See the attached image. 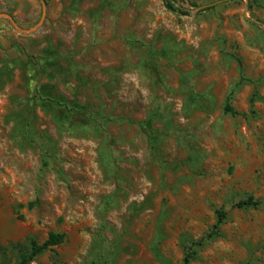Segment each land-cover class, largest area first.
I'll return each mask as SVG.
<instances>
[{
    "label": "rangeland",
    "instance_id": "rangeland-1",
    "mask_svg": "<svg viewBox=\"0 0 264 264\" xmlns=\"http://www.w3.org/2000/svg\"><path fill=\"white\" fill-rule=\"evenodd\" d=\"M175 6L45 0L24 34L41 2L0 0V264L51 232L28 264H183L217 209L189 264H264V0ZM41 98L112 120L61 130Z\"/></svg>",
    "mask_w": 264,
    "mask_h": 264
},
{
    "label": "trees",
    "instance_id": "trees-1",
    "mask_svg": "<svg viewBox=\"0 0 264 264\" xmlns=\"http://www.w3.org/2000/svg\"><path fill=\"white\" fill-rule=\"evenodd\" d=\"M177 0H162L165 8L168 11L171 12H180L181 14H184L183 11H181L179 8L175 6V2ZM195 6V4H192ZM43 102L50 101L52 102V116L54 121L57 123L58 127L61 130L66 131H79L82 133H88V132H95L98 134H102L106 130V125L110 123L112 120L111 117L106 116L102 112L98 110H90L89 106L87 105H78L75 102L67 101L64 102L62 100H49V99H43L41 98ZM223 111L230 115H236L238 112L234 110V108L231 105V97L227 96L224 104H223ZM160 115L159 110H153L150 113L149 121L154 120L153 118ZM105 141V140H104ZM107 145H104V149H106ZM50 148L51 146H44L42 147L43 150V163L44 165H48V161L50 158ZM106 153V152H105ZM260 204L258 200H255L253 197H248L246 199H242L237 201L233 204L234 207L244 209L248 207H257ZM226 218V212L222 209L216 210V222L212 227V230L207 233L205 236L200 238L199 240L193 241V240H185V243L187 244L186 252L183 256V264H189L195 257L197 253L198 247H200L204 240L207 238H211L214 234L218 233L220 230L221 225L224 223V220ZM65 241V235L63 233L59 232H51L49 233L47 239L43 241L42 243H38L37 241L32 240L30 242V248L29 251L26 253H21L18 256L17 264H28L31 262L37 255L41 254L45 250L59 245ZM11 248L16 247V244H11ZM2 250L0 246V251ZM102 264H107V262H103Z\"/></svg>",
    "mask_w": 264,
    "mask_h": 264
},
{
    "label": "water",
    "instance_id": "water-1",
    "mask_svg": "<svg viewBox=\"0 0 264 264\" xmlns=\"http://www.w3.org/2000/svg\"><path fill=\"white\" fill-rule=\"evenodd\" d=\"M39 1L42 4V16H41L40 22L36 26H34L32 29H29V30H21L20 28H18L17 26H15V22H14L13 18L11 16L7 15V14L0 13V18L1 17L8 18L9 21L11 22V24H13V26H15L18 30L22 31L24 34H31V33H33L34 31H36L40 27V25L42 24V21L44 19V16H45V0H39Z\"/></svg>",
    "mask_w": 264,
    "mask_h": 264
}]
</instances>
